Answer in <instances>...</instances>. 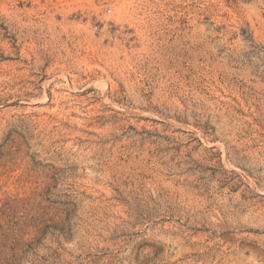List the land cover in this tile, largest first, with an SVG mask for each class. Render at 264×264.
<instances>
[{
	"label": "rangeland",
	"instance_id": "1",
	"mask_svg": "<svg viewBox=\"0 0 264 264\" xmlns=\"http://www.w3.org/2000/svg\"><path fill=\"white\" fill-rule=\"evenodd\" d=\"M0 264H264V0H0Z\"/></svg>",
	"mask_w": 264,
	"mask_h": 264
}]
</instances>
